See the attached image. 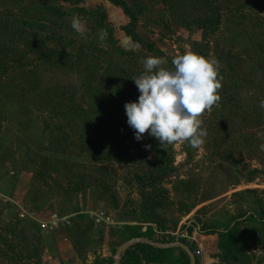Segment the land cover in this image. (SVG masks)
<instances>
[{
    "label": "rangeland",
    "instance_id": "1",
    "mask_svg": "<svg viewBox=\"0 0 264 264\" xmlns=\"http://www.w3.org/2000/svg\"><path fill=\"white\" fill-rule=\"evenodd\" d=\"M120 2L0 0V264H146L137 238L264 264V0ZM188 52L221 83L203 145L137 141L139 61Z\"/></svg>",
    "mask_w": 264,
    "mask_h": 264
},
{
    "label": "clouds",
    "instance_id": "2",
    "mask_svg": "<svg viewBox=\"0 0 264 264\" xmlns=\"http://www.w3.org/2000/svg\"><path fill=\"white\" fill-rule=\"evenodd\" d=\"M70 27L81 39L88 38V29L77 16L71 18ZM106 37L107 33L98 29L100 47L105 46ZM139 62L144 71L132 78L139 95L135 101L124 104L126 123L134 138L141 141L147 133L162 149L184 141L192 148L202 146L207 131L199 117L220 100L218 65L192 52L175 56L170 69L162 67L167 63L163 57L148 56ZM258 107L264 111V98L259 100ZM257 136L264 139V132ZM259 147L264 151V143Z\"/></svg>",
    "mask_w": 264,
    "mask_h": 264
},
{
    "label": "trees",
    "instance_id": "3",
    "mask_svg": "<svg viewBox=\"0 0 264 264\" xmlns=\"http://www.w3.org/2000/svg\"><path fill=\"white\" fill-rule=\"evenodd\" d=\"M110 1H112V3L115 5L122 4L120 0H110ZM256 220L259 224L264 225V216L261 218H255V221ZM232 230H233L232 228L228 227L223 231V234L221 236V239L223 242V244L221 245V249L226 247L225 243H227V239H228L227 236H229ZM174 249L179 250L180 259L182 257L183 260L181 262H178V260L177 261L175 260L171 264H189V260H188L186 253L180 248H174ZM172 250L173 249H157L148 244H145L143 259L146 264H156V263L157 264H170L168 263L167 259H168V255L172 252Z\"/></svg>",
    "mask_w": 264,
    "mask_h": 264
},
{
    "label": "water",
    "instance_id": "4",
    "mask_svg": "<svg viewBox=\"0 0 264 264\" xmlns=\"http://www.w3.org/2000/svg\"><path fill=\"white\" fill-rule=\"evenodd\" d=\"M136 243L138 242H143L145 244H148L154 248H157V249H174V248H180L181 250H183L187 257H188V260H189V264H195V259H194V256L192 255V253L190 252V250H188V248L178 242V241H175V242H172V243H155V242H152L150 240H147V239H143V238H137L135 240ZM131 245V243H125L122 245V247L118 250L117 252V257L120 258L121 254L126 250L128 249V247ZM112 264H119V260H115Z\"/></svg>",
    "mask_w": 264,
    "mask_h": 264
},
{
    "label": "crops",
    "instance_id": "5",
    "mask_svg": "<svg viewBox=\"0 0 264 264\" xmlns=\"http://www.w3.org/2000/svg\"><path fill=\"white\" fill-rule=\"evenodd\" d=\"M157 264V263H156Z\"/></svg>",
    "mask_w": 264,
    "mask_h": 264
}]
</instances>
